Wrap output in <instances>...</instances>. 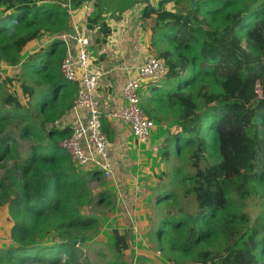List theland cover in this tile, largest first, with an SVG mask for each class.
I'll list each match as a JSON object with an SVG mask.
<instances>
[{
    "label": "trees",
    "instance_id": "trees-1",
    "mask_svg": "<svg viewBox=\"0 0 264 264\" xmlns=\"http://www.w3.org/2000/svg\"><path fill=\"white\" fill-rule=\"evenodd\" d=\"M69 1L0 0L2 13H9L0 19V63L24 69L14 77L2 75L0 69V92L17 79L31 102L36 88L23 78L24 72L41 76L49 85L36 105L43 116L40 128L31 123V112L17 93L0 98V209L8 206L14 242L0 246V264H62L63 255L68 256L63 264H69L75 255V245L69 240L79 231L98 227V221L82 214L79 207L92 201L90 184L102 174L95 170L88 173L93 179H88L79 172L60 145L71 130L51 127L71 111L78 95L77 84L65 80L60 70L66 43L54 39L25 61L20 59L26 46L42 35L71 29ZM169 1L177 8L152 11L147 6L143 18L155 16L154 49L159 50V40L169 44L158 55L168 68L162 81L179 84L172 90L158 91L154 86L152 91L178 121L179 128L169 138L176 154L191 153L196 173L185 177L193 182L188 192L212 196L191 221H163L158 242L170 241L171 264H264V227L247 229L227 249L200 250L203 243L213 248L220 245L215 222L229 212L235 194L242 200L250 197L252 188L264 192V0ZM183 3H187L185 8ZM101 24L105 40L111 30L105 21ZM60 46L64 49L50 69L45 64ZM37 63L43 67L33 68ZM209 86L219 89L213 92ZM13 121L26 122L18 130L20 139L36 142L23 156L16 132L7 130ZM210 153L218 162L203 167ZM231 172L234 176H229ZM166 196L159 194L157 202L170 198ZM105 199L101 193L99 200ZM52 234L62 242L41 243ZM173 234L177 239H172ZM112 240L120 256L130 248L127 235L117 230Z\"/></svg>",
    "mask_w": 264,
    "mask_h": 264
},
{
    "label": "rangeland",
    "instance_id": "rangeland-1",
    "mask_svg": "<svg viewBox=\"0 0 264 264\" xmlns=\"http://www.w3.org/2000/svg\"><path fill=\"white\" fill-rule=\"evenodd\" d=\"M75 2L69 1V3ZM160 3H162L161 6ZM186 6L187 3H183L182 8ZM162 7L167 10L177 8L169 0H160L159 3L156 0L152 8L161 9ZM154 17L148 18L152 21L146 24V29H153ZM66 33H70V30L64 33L42 35L36 41L40 44L31 54H29V46L23 50L20 55L21 61H25L31 55L36 54L41 48H46L52 39L62 41L61 37ZM149 41L150 39L147 42L149 43ZM149 45L151 53H155L157 56L159 50L169 48V44L164 40H159V50H155L150 43ZM63 49V46H60L57 53L49 57L45 66H49L51 69L54 59ZM42 59L37 61L41 62ZM42 67L40 63L33 65L35 69ZM23 71V67H20L17 73L22 74ZM23 78L30 86L36 88V95L31 102L24 95L20 88V80L17 79L13 84L8 83L3 88L0 92V98L12 91L17 93L23 107L31 112V123L40 128L39 123L43 120V116H41L36 105L41 102L39 95L42 91H46L49 85L44 84L41 76L36 74L24 72ZM178 84V81L172 83L160 81L142 88V106L146 114L155 122L156 129L148 145L137 144L136 146L134 136L129 138L128 163L125 166L120 164L113 178L108 180L102 175L99 181L92 180L90 184V199L92 201L83 204L79 209L82 214L96 219L98 227L94 230L79 231L73 240H69L75 245V255L73 259L69 260V264H171L170 255H168L170 241L162 244L157 239L162 222L166 219L191 221L198 213H202L203 206L201 204L206 202L212 194L195 192L191 194L188 192L192 188L193 182L185 179V177L196 173L195 168L192 167L191 153L176 154L174 144L169 138L179 128L178 121L173 113L162 107L165 101L158 102L154 98L157 93L152 91L154 86L158 91L161 89L172 90L177 88ZM208 88L213 92H217L219 89L218 86H209ZM25 125L26 122L13 121L7 128V130L12 128V131L16 132L17 148L21 156L31 145L36 144L33 138L30 140L19 138L18 130ZM13 126L16 128L14 129ZM157 147L160 148L159 152L154 151ZM12 162L13 160L10 163ZM214 162H218V160L213 153H210L207 160L202 162V166L205 167ZM75 168L83 175H87L88 179H93L92 174H88L93 172L89 168H78L76 165ZM229 176H234V173L231 172ZM250 190H252L248 193L250 197L242 200L235 194L229 212L216 220L215 223L221 236L220 245L213 248L203 243L200 246L201 251L227 249L247 229L264 227V192L257 188ZM101 193H104L106 198L102 202L99 200ZM159 194H164L165 197L168 195L170 198L166 201L157 202L156 197ZM7 207L5 204L0 209L1 247L14 244L11 237L12 224L8 222V213L6 212ZM167 229L169 232L172 231L170 227ZM114 230L127 235L130 248L124 252L123 256L118 255L113 248L112 232ZM174 238L177 239L173 234L172 239ZM59 242H62V239L54 234L41 240V243L47 244V246ZM66 260H68V256L63 255L62 264Z\"/></svg>",
    "mask_w": 264,
    "mask_h": 264
},
{
    "label": "crops",
    "instance_id": "crops-1",
    "mask_svg": "<svg viewBox=\"0 0 264 264\" xmlns=\"http://www.w3.org/2000/svg\"><path fill=\"white\" fill-rule=\"evenodd\" d=\"M79 1L82 2L72 3L70 28L73 25L79 27V32L91 39L89 51L95 61L96 71L99 73L95 101L103 115V131L109 142L108 150L113 163V178L119 165L125 166L128 163V144L132 133L127 125L119 120L111 119L109 114L120 110L126 104L122 97V86L128 74L136 75V69L148 57L155 55L151 53L149 45V43L152 45V30L146 29V24L152 19H144L143 12L147 6L153 7L156 0ZM159 1L157 0V3ZM2 10L3 7H0V19L9 14H3ZM102 21H105L111 30V35L105 40L100 32L101 29H98ZM148 39H150L149 43ZM36 41L26 46V48L29 46V54L40 44ZM20 67V65L11 66L7 62L0 63L2 75L11 77L18 74ZM84 117L85 115L82 114V118ZM60 124L71 130L79 122L70 111ZM134 144L137 146L135 141Z\"/></svg>",
    "mask_w": 264,
    "mask_h": 264
},
{
    "label": "built area",
    "instance_id": "built-area-1",
    "mask_svg": "<svg viewBox=\"0 0 264 264\" xmlns=\"http://www.w3.org/2000/svg\"><path fill=\"white\" fill-rule=\"evenodd\" d=\"M72 5L69 3L66 6L71 18ZM61 39L67 45V54L61 62L60 70L65 80L78 86V95L71 111L79 124L71 128V135L60 145L78 168L99 171L109 180L113 174V163L108 150V138L103 131V115L95 101L99 73L89 51L91 39L86 34H81L79 27L74 25L70 33L64 34ZM167 72L164 59L157 55L148 57L136 69V75L128 74L122 86L125 106L109 114L111 119L119 120L130 128L138 145H148L156 129L155 122L148 117L141 105V90L144 86L162 81ZM82 114L85 115L84 118ZM60 121L51 127L66 129L61 126ZM159 151L160 148H155V152Z\"/></svg>",
    "mask_w": 264,
    "mask_h": 264
},
{
    "label": "water",
    "instance_id": "water-1",
    "mask_svg": "<svg viewBox=\"0 0 264 264\" xmlns=\"http://www.w3.org/2000/svg\"><path fill=\"white\" fill-rule=\"evenodd\" d=\"M195 0H192V3L194 4ZM160 6L162 5V3L159 4ZM161 10V9H159ZM152 11H156V9L152 8Z\"/></svg>",
    "mask_w": 264,
    "mask_h": 264
}]
</instances>
